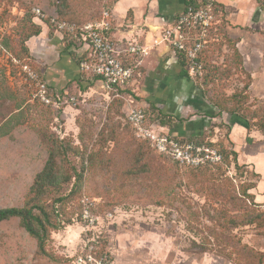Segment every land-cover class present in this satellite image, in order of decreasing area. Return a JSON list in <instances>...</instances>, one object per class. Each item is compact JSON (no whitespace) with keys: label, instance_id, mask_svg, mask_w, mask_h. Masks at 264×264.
<instances>
[{"label":"rangeland","instance_id":"rangeland-1","mask_svg":"<svg viewBox=\"0 0 264 264\" xmlns=\"http://www.w3.org/2000/svg\"><path fill=\"white\" fill-rule=\"evenodd\" d=\"M113 1V41L148 51L135 61L133 99L68 81L45 104L21 65L46 79L58 37L31 9L90 22L105 1L0 0V208L32 207L49 220L43 251L19 218L1 221L0 264H264V0L203 1L212 2L214 22L198 79L178 76L160 19L145 22L151 0L122 13ZM129 105L178 146L201 148L204 162L189 166L138 141L125 120ZM176 118L183 122L169 128ZM50 150L69 179L34 197L30 186Z\"/></svg>","mask_w":264,"mask_h":264},{"label":"built area","instance_id":"built-area-1","mask_svg":"<svg viewBox=\"0 0 264 264\" xmlns=\"http://www.w3.org/2000/svg\"><path fill=\"white\" fill-rule=\"evenodd\" d=\"M212 6L211 1H206L196 7H185L172 24L160 29V42H164L168 49L172 48L174 57L176 52H184L185 70L191 78H199L203 74L202 64L198 61L197 55L207 42L206 37L214 22ZM31 13L38 18H44L39 8L33 7ZM50 22L54 24L55 33L60 34L61 39L62 31L72 33L74 38H79L74 50L79 52V55L86 53L89 58L79 61V72H89L100 77L102 87L107 90L115 84L127 83L140 63V61L133 65L123 63L119 58L122 52L127 51L139 57L148 53L145 46L137 41L126 46L121 40L113 41L109 11L104 10L100 20L82 26L66 20L56 21L54 18H51ZM76 31H79V37L76 36ZM21 73L25 83L27 82L33 89L32 96L42 103L50 104L52 98L48 93L47 82L26 63L21 65ZM124 114L132 135L139 141H147L158 153L189 166H198L204 162L201 148L192 145L180 147L167 134L160 133L157 129H162L160 126L148 125L145 112L140 106L129 105Z\"/></svg>","mask_w":264,"mask_h":264},{"label":"trees","instance_id":"trees-1","mask_svg":"<svg viewBox=\"0 0 264 264\" xmlns=\"http://www.w3.org/2000/svg\"><path fill=\"white\" fill-rule=\"evenodd\" d=\"M105 5L103 7V9L101 10V12L99 13V16H97L95 18V20L93 21H88V22H78V21H74L72 19H64L62 17H59V15H55V17L53 16H46V14H44V18H38L35 15L32 16L35 17V23L40 22L43 23L45 25L48 24L49 27L52 28V30L55 32V28H54V24L50 22L51 18H54L56 21H60V20H66L68 22H72L75 23L78 26H82L86 23H91V22H96L98 20H100L102 12L108 11L111 9L112 5L115 3V1L111 0V1H106L104 0ZM203 1L205 0H182L183 2V8L188 7V6H193L196 7L200 4L203 3ZM181 10V11H182ZM180 11V12H181ZM31 12V11H30ZM32 17V18H33ZM177 16L174 18V20H176ZM112 31V30H111ZM40 29H35L34 33L31 35H37L39 34ZM79 31H76L75 34L77 37H79ZM79 38H74L72 33H69L67 31H62V48L64 51H66L67 55L70 56V58H72V60L76 63V65L78 66V63L81 59H86L88 60L89 58L87 57L86 53H83L81 55H78L73 51L76 45V41H78ZM73 49V50H72ZM202 51V50H201ZM200 51V52H201ZM176 56V62L179 66V71H178V76L179 77H185V78H189L188 74L185 70V66H186V57L184 52H176L175 54ZM199 53L197 55V59L198 61L202 64L201 59L199 58ZM121 60L123 61V63L128 64V65H133L135 63V61L139 60L140 57L129 53V52H123L122 54H120ZM134 59V60H133ZM203 66V64H202ZM135 74V72H134ZM134 74L132 76V78L125 84L121 85V84H115L110 90H108L109 93L114 94V95H118L121 98H124L123 96H129V99H133V93H132V88L130 86V82L133 80L134 78ZM40 77L44 79L43 77V72L39 74ZM203 76V74H202ZM201 76V77H202ZM200 78V77H199ZM193 79H198V78H193ZM46 81V80H45ZM69 86L71 84H76V86L78 87L79 90H85V88H90L92 87L95 83L101 84L100 81V77L92 75L89 72H79L75 78H73L72 80H70L69 82ZM68 85V84H67ZM102 85V84H101ZM67 86H65L66 88ZM47 89H48V93L50 94L51 98H52V102L50 104H53L55 102V100H59L60 96L63 94V89H59L58 93L55 91V88L51 85H49L47 83ZM230 115H237L236 112L231 111L229 112ZM163 117H166L167 119H171L172 116L169 115H162ZM240 118H242L241 116H239ZM244 121L245 119L242 118ZM175 122L169 126V128H172L174 126H176L178 123L183 122L182 119L180 118H176L174 120ZM246 122V121H245ZM127 123V122H126ZM159 123L161 125H166L167 123H170L169 120H163L162 118H160ZM128 124V123H127ZM148 124V123H147ZM129 126V124H128ZM130 129V126H129ZM246 129H248V124H246ZM131 132V129H130ZM139 141V140H138ZM142 143L144 144H149L147 141H142ZM233 159H234V164L236 166V157H235V152H232ZM254 171V170H253ZM255 172V171H254ZM257 173V172H255ZM68 176L64 173H60L57 169L56 166V162H55V153L53 150H50L48 152V157L44 162V165L42 167V169L36 174L33 183L30 186V190H32L34 192V197H41L43 195V193L49 189V188H58L59 186H61V184L63 182H67L68 180ZM80 179V174H74V183H77ZM74 183L72 184L74 186ZM243 194H245V192H243ZM246 195V194H245ZM249 197H253L252 194H248ZM34 208H40L38 203H35V205L33 206ZM43 213V212H42ZM11 217H17L20 220V223L22 225V227L25 229V231L32 236L33 238L36 239L37 241V247L40 251H43V240H44V222H49V220L43 215V216H39L38 214H34L32 212V207H28V208H16V207H9V208H0V222L6 219H9ZM259 256L260 260L261 258V254L257 255ZM262 261V260H261Z\"/></svg>","mask_w":264,"mask_h":264},{"label":"crops","instance_id":"crops-1","mask_svg":"<svg viewBox=\"0 0 264 264\" xmlns=\"http://www.w3.org/2000/svg\"><path fill=\"white\" fill-rule=\"evenodd\" d=\"M142 1V0H141ZM140 1L139 0H119L117 2V5L114 7V10L119 12H125L127 9L132 7H138ZM151 17L146 18L145 22L147 24H150L152 21L157 18L160 19V22L162 24L160 26L167 27L170 25L169 20L172 19L173 15L176 14L177 11H181L183 8V2L182 0H151ZM152 7L154 8L152 10ZM152 19V20H150ZM137 20V19H136ZM168 21V22H166ZM158 23V22H157ZM136 25V24H135ZM139 30V29H138ZM141 33V32H139ZM55 36L58 37L56 39V45L55 48L58 51V55L56 57V61L53 62L52 66H48L45 70V77L46 82L51 86H57L62 87L66 82L72 80L75 78L78 74V66L76 63L70 58V56L67 55L66 52H63L61 48L59 47V44L61 43V35L58 33H54ZM165 48H163V52L168 50L166 44H163ZM158 49V47H157ZM73 50V49H72ZM76 54L79 52H76L73 50ZM77 54V55H78ZM155 57L162 59L160 56H157L155 52L153 53ZM158 61V60H157ZM163 62V60H162ZM165 66V65H164ZM69 76V77H68Z\"/></svg>","mask_w":264,"mask_h":264}]
</instances>
